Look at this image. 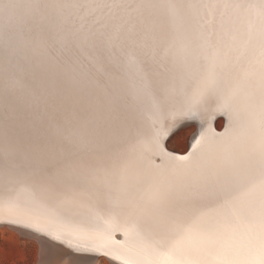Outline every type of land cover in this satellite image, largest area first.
<instances>
[{"label":"snow or ice","instance_id":"6c2138e0","mask_svg":"<svg viewBox=\"0 0 264 264\" xmlns=\"http://www.w3.org/2000/svg\"><path fill=\"white\" fill-rule=\"evenodd\" d=\"M0 215L48 264H264V0H0Z\"/></svg>","mask_w":264,"mask_h":264},{"label":"rangeland","instance_id":"374dc122","mask_svg":"<svg viewBox=\"0 0 264 264\" xmlns=\"http://www.w3.org/2000/svg\"><path fill=\"white\" fill-rule=\"evenodd\" d=\"M221 117L219 116L215 120L218 129L221 127ZM197 126L196 120L185 121L180 124L173 132L176 133L178 131L179 135L175 139L170 138L169 148L177 152L186 151L185 149H187L190 138L195 133ZM2 226L0 225V264H37V260L40 259L39 240L17 228L8 226H3V228ZM97 260L93 263L110 264V261L105 260L96 263Z\"/></svg>","mask_w":264,"mask_h":264},{"label":"bare ground","instance_id":"6f19581e","mask_svg":"<svg viewBox=\"0 0 264 264\" xmlns=\"http://www.w3.org/2000/svg\"><path fill=\"white\" fill-rule=\"evenodd\" d=\"M219 116H222L221 117V119H220V121L222 122L221 123V127L218 129L217 128V126H215V120L219 117ZM197 121V123H198V126L196 127V131H195V133L191 136V138H190V142H189V144L192 142V137L194 136V135H198L201 131H203L204 129H203V127L201 126V121H199V120H196ZM211 124H212V127H213V129H215V131L216 132H222L223 130H224V128L225 127H227V117H225V116H223V115H216L215 117H213L212 119H211ZM178 126H180V125H178ZM177 126V127H178ZM205 127H206V125H205ZM175 130V129H174ZM174 130H173V132H174ZM168 146V145H167ZM189 146V145H188ZM168 148H169V146H168ZM188 148V147H187ZM170 149V148H169ZM170 150H172V149H170ZM185 150H187V149H185ZM185 152V151H184ZM178 153H183V152H178ZM0 225H3V226H8V227H13V228H17V229H19V230H21L22 232H25L26 234H29V235H32L33 237H35V238H37L38 240H39V242H41V243H39L40 244V259L39 260H37L36 262H37V264H48V260H49V256L47 255V249H48V247H49V245H48V241L44 238V237H42V236H39V235H37V234H35L34 232H32V231H30V230H28V229H25V228H23V227H21V226H18V225H15V224H13V223H11L10 221H8L5 217H3L2 215H0ZM2 226V227H3ZM4 228V227H3ZM16 230V229H15ZM18 230V231H19ZM119 238V237H118ZM27 239H28V237H27ZM42 242H44V243H42ZM45 256H47L46 258H45ZM38 258V257H37ZM59 259V258H58ZM101 260H105V261H109L107 258H99L98 260H97V262L96 263H99ZM61 262H62V264H68V261H67V259L65 258V257H63L62 259H61ZM90 262V264L91 263H93L94 261L92 260V261H89ZM94 264V263H93Z\"/></svg>","mask_w":264,"mask_h":264},{"label":"water","instance_id":"95a60500","mask_svg":"<svg viewBox=\"0 0 264 264\" xmlns=\"http://www.w3.org/2000/svg\"><path fill=\"white\" fill-rule=\"evenodd\" d=\"M214 124H215V126H216V122H215ZM40 243H41V242H40ZM42 243H44V242H42ZM46 257H47V256H45V258H46ZM63 257H64V256L59 257L58 261L61 262V259H62ZM87 259H88L89 261H92V260L95 261V260H96V259H93V258H91V257H88Z\"/></svg>","mask_w":264,"mask_h":264}]
</instances>
